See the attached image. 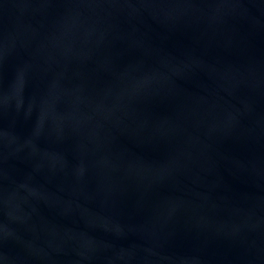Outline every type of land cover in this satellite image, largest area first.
Returning <instances> with one entry per match:
<instances>
[{
  "label": "water",
  "instance_id": "95a60500",
  "mask_svg": "<svg viewBox=\"0 0 264 264\" xmlns=\"http://www.w3.org/2000/svg\"><path fill=\"white\" fill-rule=\"evenodd\" d=\"M0 264H264V0H0Z\"/></svg>",
  "mask_w": 264,
  "mask_h": 264
}]
</instances>
